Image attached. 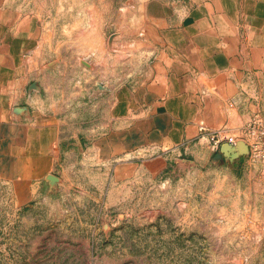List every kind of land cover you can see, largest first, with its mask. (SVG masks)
I'll return each mask as SVG.
<instances>
[{
	"label": "crops",
	"instance_id": "0c3cea01",
	"mask_svg": "<svg viewBox=\"0 0 264 264\" xmlns=\"http://www.w3.org/2000/svg\"><path fill=\"white\" fill-rule=\"evenodd\" d=\"M33 1L0 0V184L16 207L66 188L72 147L92 135L115 181L152 180L170 159L153 148L183 149L201 124L233 134L264 110V0ZM87 19L99 44H83ZM242 155L215 157L216 174L243 175ZM245 187L264 212L261 187Z\"/></svg>",
	"mask_w": 264,
	"mask_h": 264
},
{
	"label": "rangeland",
	"instance_id": "374dc122",
	"mask_svg": "<svg viewBox=\"0 0 264 264\" xmlns=\"http://www.w3.org/2000/svg\"><path fill=\"white\" fill-rule=\"evenodd\" d=\"M21 1L38 8L33 0ZM126 17L120 21L124 26ZM85 29L83 44L101 42L95 21L87 19ZM114 33L103 42H120ZM94 140L92 135L80 151L72 147L77 154L68 166L66 188L56 185L47 201L41 196L16 207L0 184V264H264V212L245 193L251 183L264 193L258 162L241 154L237 167L243 175L235 173L232 180L217 175L222 164L215 157L231 153L197 136L183 149L147 152L170 158L154 179L115 181L116 165L99 164L88 152ZM174 158L184 161L181 168Z\"/></svg>",
	"mask_w": 264,
	"mask_h": 264
},
{
	"label": "built area",
	"instance_id": "2783aa9c",
	"mask_svg": "<svg viewBox=\"0 0 264 264\" xmlns=\"http://www.w3.org/2000/svg\"><path fill=\"white\" fill-rule=\"evenodd\" d=\"M217 148L222 143L236 146L243 142L247 148L246 157L259 163L260 174L264 177V110H257L238 133L229 134L224 129L209 130L204 124L199 126V135Z\"/></svg>",
	"mask_w": 264,
	"mask_h": 264
},
{
	"label": "water",
	"instance_id": "95a60500",
	"mask_svg": "<svg viewBox=\"0 0 264 264\" xmlns=\"http://www.w3.org/2000/svg\"><path fill=\"white\" fill-rule=\"evenodd\" d=\"M221 151L223 153H231L230 156L238 157L241 154H245L247 152V148L243 142H239L236 146H232L228 143L223 144Z\"/></svg>",
	"mask_w": 264,
	"mask_h": 264
}]
</instances>
